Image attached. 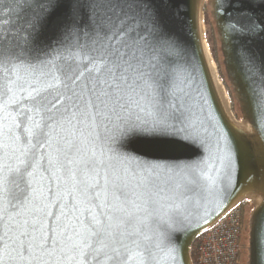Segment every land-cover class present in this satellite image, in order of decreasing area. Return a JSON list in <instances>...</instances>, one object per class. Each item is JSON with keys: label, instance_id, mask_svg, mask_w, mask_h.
Returning a JSON list of instances; mask_svg holds the SVG:
<instances>
[{"label": "snow or ice", "instance_id": "obj_1", "mask_svg": "<svg viewBox=\"0 0 264 264\" xmlns=\"http://www.w3.org/2000/svg\"><path fill=\"white\" fill-rule=\"evenodd\" d=\"M235 3L213 0L214 14L229 16L225 33L264 32L251 17L233 19ZM147 4L0 0V20L4 7L27 13L18 30H0V264H187L190 239L207 231L219 171L209 161L230 183L236 148L223 131L209 139L196 55ZM45 27L55 39L42 38ZM241 58L256 69L247 50ZM258 78L250 135L258 125L264 159V64ZM164 138L205 158L152 161L131 147ZM248 180L264 195V174ZM248 227L246 264H264V199Z\"/></svg>", "mask_w": 264, "mask_h": 264}, {"label": "water", "instance_id": "obj_2", "mask_svg": "<svg viewBox=\"0 0 264 264\" xmlns=\"http://www.w3.org/2000/svg\"><path fill=\"white\" fill-rule=\"evenodd\" d=\"M147 7L153 13L162 27L164 33L178 41L189 53L196 55L198 71L195 73L197 83L203 84L201 91L207 96L210 107L207 109L211 120L206 123L209 139H213L216 131H223L229 135L231 143L235 146L234 167L231 171V182L225 180L226 170L217 161H209V164L219 171L217 176V194L209 198L204 208L205 219L211 223L204 227L208 229L235 206L249 203L250 209L246 212L243 225L246 241L242 242L241 250H244V261L248 258L249 227L248 220L251 210L264 199L259 191L249 187L248 176L255 175L257 178L264 174V159L260 154V139L258 125L256 135H250L254 130L253 120L257 115L255 106L254 89L259 87L258 69L264 64V32L257 31L252 34L227 35L222 27L229 16L225 14L218 17L213 11V0H148ZM67 5H62L60 12L63 13ZM209 12L215 38L220 54V67L225 76L227 86L224 84L218 63L215 61L209 43L207 50L215 66V77L220 85L224 97L221 96L207 61L203 37H206L205 11ZM228 13L233 19L240 16L253 18L258 24H264V0H238ZM4 19L0 24L4 25L2 31L14 32L22 24L27 13H19L13 9L11 15L8 8L2 9ZM205 25V30H201ZM42 38L45 41L55 39V33L50 28L42 30ZM247 50L256 63V69H249L247 61L242 60L241 52ZM229 89V90H228ZM193 93V103H195ZM231 99L236 103V112L232 108ZM242 128L243 134L236 129ZM215 129V131H214ZM131 147L142 158L152 161L167 162H192L205 158V153L197 146L184 142L177 138H164L156 140H134ZM243 149V159L240 160V150ZM202 223V221H198ZM205 231L190 239L187 244V264H194L189 247ZM243 241V240H242Z\"/></svg>", "mask_w": 264, "mask_h": 264}, {"label": "built area", "instance_id": "obj_3", "mask_svg": "<svg viewBox=\"0 0 264 264\" xmlns=\"http://www.w3.org/2000/svg\"><path fill=\"white\" fill-rule=\"evenodd\" d=\"M242 234L241 206H235L197 238L198 264H238Z\"/></svg>", "mask_w": 264, "mask_h": 264}, {"label": "trees", "instance_id": "obj_4", "mask_svg": "<svg viewBox=\"0 0 264 264\" xmlns=\"http://www.w3.org/2000/svg\"><path fill=\"white\" fill-rule=\"evenodd\" d=\"M205 23L209 25V35H210V39H211V42H212V45L210 47L211 51L213 53L215 61L218 63L219 71L221 73V78H222L224 84L227 86L226 78L222 74V70H221V67H220V64H219V62H220V54H219V51H218V44H217V41H216V38H215V31H214V28H213V22L211 21L210 16H209V12L207 10L205 11ZM231 102H232V108L236 112V103L234 102L233 99H231ZM241 211H242V219H243V223H244V221L246 219V213H245V205H243V204L241 205ZM242 239H243V234H242ZM197 242H198V239H196L194 241L192 249H191V252H190L194 264H198V262H197V252L195 250V245H196Z\"/></svg>", "mask_w": 264, "mask_h": 264}, {"label": "bare ground", "instance_id": "obj_5", "mask_svg": "<svg viewBox=\"0 0 264 264\" xmlns=\"http://www.w3.org/2000/svg\"><path fill=\"white\" fill-rule=\"evenodd\" d=\"M201 30H205V25L204 26L201 25ZM207 43H208L207 38L203 37V44H204V48H205V54H206L207 61H208L209 65H210V69H211L212 75H213V77L215 79L216 85H217V87L219 89V92H220L221 96L224 97L222 89H221L220 85H218V81H217V79L215 77V66H214L213 61L211 59V56H210V54H209V52L207 50Z\"/></svg>", "mask_w": 264, "mask_h": 264}, {"label": "rangeland", "instance_id": "obj_6", "mask_svg": "<svg viewBox=\"0 0 264 264\" xmlns=\"http://www.w3.org/2000/svg\"><path fill=\"white\" fill-rule=\"evenodd\" d=\"M206 37H207V40H208V43H209V45H210V47H211V45H212V42H211V39H210V35H209V25L208 24H206ZM244 204H246V206H245V213L246 212H248V210L250 209V204L249 203H244ZM243 204V205H244ZM246 239V237H245V232H243V243H245V240ZM191 254V253H190ZM244 261V250L243 251H241V262H243Z\"/></svg>", "mask_w": 264, "mask_h": 264}, {"label": "flooded vegetation", "instance_id": "obj_7", "mask_svg": "<svg viewBox=\"0 0 264 264\" xmlns=\"http://www.w3.org/2000/svg\"><path fill=\"white\" fill-rule=\"evenodd\" d=\"M246 206V204H244ZM244 225V224H243ZM242 251V250H241ZM241 263V252H240V255H239V260H238V264Z\"/></svg>", "mask_w": 264, "mask_h": 264}]
</instances>
